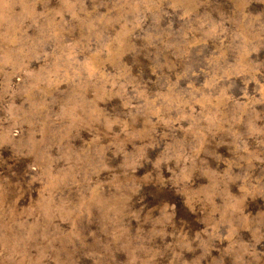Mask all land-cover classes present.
<instances>
[{"label": "rangeland", "instance_id": "374dc122", "mask_svg": "<svg viewBox=\"0 0 264 264\" xmlns=\"http://www.w3.org/2000/svg\"><path fill=\"white\" fill-rule=\"evenodd\" d=\"M0 264H264V0H0Z\"/></svg>", "mask_w": 264, "mask_h": 264}]
</instances>
